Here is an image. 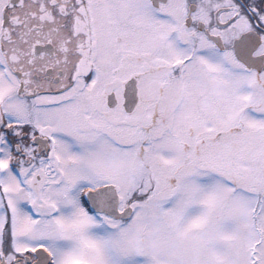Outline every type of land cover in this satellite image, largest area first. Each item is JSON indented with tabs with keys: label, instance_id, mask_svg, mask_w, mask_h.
Listing matches in <instances>:
<instances>
[{
	"label": "snow or ice",
	"instance_id": "snow-or-ice-1",
	"mask_svg": "<svg viewBox=\"0 0 264 264\" xmlns=\"http://www.w3.org/2000/svg\"><path fill=\"white\" fill-rule=\"evenodd\" d=\"M0 264H264V0H0Z\"/></svg>",
	"mask_w": 264,
	"mask_h": 264
}]
</instances>
